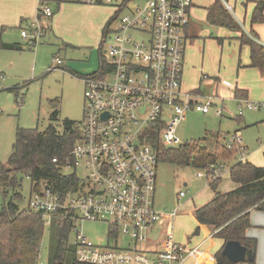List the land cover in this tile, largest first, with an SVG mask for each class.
I'll return each mask as SVG.
<instances>
[{"label": "built area", "instance_id": "obj_1", "mask_svg": "<svg viewBox=\"0 0 264 264\" xmlns=\"http://www.w3.org/2000/svg\"><path fill=\"white\" fill-rule=\"evenodd\" d=\"M89 6L106 5L120 10L124 0H79ZM118 14L116 30L106 52L108 60L100 76L86 77L83 91V115L80 137L62 165V174H76L83 168L84 178L74 192L62 195L52 186L31 189L27 210L41 216L49 227L53 217L71 223L74 258L78 264H183L197 252L172 242L170 231L161 248L149 257L142 246L149 231L164 219H172L155 209L158 159L152 147L151 132L165 148H177L182 142L177 127L182 115L193 110L207 114L211 101L192 103L193 97L181 92L186 47L184 30L191 0H149L141 7ZM37 13L51 18L53 11L39 1ZM34 46L44 36L41 20L20 31ZM58 56L52 69L61 65ZM245 102L246 110H258ZM242 101H239L241 103ZM238 107V115L242 114ZM222 115V108L215 116ZM226 149L236 148L238 162H245V148L234 133L225 139ZM56 163V160H53ZM224 164H212L198 170L196 177L212 182L222 178ZM184 192L178 194L181 200ZM85 223H103L108 236L130 238L136 246L123 250L108 244H96L87 238Z\"/></svg>", "mask_w": 264, "mask_h": 264}, {"label": "rangeland", "instance_id": "obj_2", "mask_svg": "<svg viewBox=\"0 0 264 264\" xmlns=\"http://www.w3.org/2000/svg\"><path fill=\"white\" fill-rule=\"evenodd\" d=\"M148 1L134 0L129 5V10L141 7ZM28 2L29 0H0V21L5 22V25H0V43L20 44L23 47L28 45L21 39L20 31L34 22L37 15V13L30 16L20 15V11L22 8L25 9ZM84 7L89 9L79 13L77 24L73 28H68L71 30L67 31L65 37L69 44L75 47L73 50H60L59 52L61 44L51 35L52 39L49 36H44L36 45L29 44L31 48L25 47L22 52L0 49V166L8 167V157L11 154L18 129L37 128L42 132L52 124L59 133H62L65 121L71 122L73 127L80 129L84 87L79 76L83 77L97 72L100 57L108 60L106 52L111 45L112 35L104 38V32L107 23L117 11L116 8L108 6L85 5ZM25 12L29 14L26 10ZM126 12L128 10L123 11L122 14ZM44 22L43 24L41 22L43 26ZM117 24V21H113L110 30H116ZM19 25H21L20 29H16ZM55 36L57 37V35ZM57 56L62 60V65L52 69V61ZM227 66L229 68L228 62ZM252 73V71H248L245 76H240L239 88L248 90L244 85L249 86L254 99H248V103L259 106L261 109L246 110L245 102L238 103L237 100L228 97L226 93L225 95L219 94L224 105L221 117L215 116V111L221 109L218 103L217 106L210 108L208 114L195 111L184 113L177 127L180 141L182 143L192 141L203 143L208 139L202 145L211 149L216 141V134H219L218 137L222 139V142L226 139L224 135L228 134L227 136L230 137L236 133L241 139L242 147L246 149L244 155H247V160L255 166H264V95L255 92V78ZM235 79L236 76L233 80ZM201 88L205 97L212 95L213 89H205L203 84ZM55 101L58 104V117L56 122H51L50 116L53 113L51 102ZM214 102L218 101L214 100ZM238 107L243 109L240 117L238 116ZM236 156L235 154L230 159L220 161V164L230 167ZM239 159L240 154L237 156V160ZM197 172L193 168L179 169L163 163L157 167L155 209L160 213H165L166 216L175 215L170 220L171 226L164 227L160 233L164 232L163 236L166 237L167 231H170L173 241L180 245L186 242L188 236H192L196 228V222L191 214L192 210L204 205L212 197L207 187V180L197 178ZM76 174L78 178L86 176L83 168L78 169ZM17 178L21 182V187L18 188L21 199L17 205L20 209H26L30 195V182L21 175H18ZM221 179L219 190L225 191L231 188L227 167ZM184 184L187 185V189ZM186 190L188 191L187 196L178 201L179 192H186ZM190 198L192 201H188ZM1 203L0 195V211ZM177 208L179 210L176 216L174 212ZM255 215L261 228L253 230L256 240L254 264H264V213L258 212ZM82 231L92 242L104 245L108 226L103 223H85L82 226ZM203 233V229H200L193 244L204 237ZM52 234L53 228L46 227L39 253L42 264H52L51 260L55 252L54 248L49 247L52 243ZM212 241L215 245L210 247V254L215 253L219 239L213 238ZM72 242L73 235L71 234L67 247L61 254L62 264H70L73 261ZM129 243H132L130 238L118 235V239L110 240L109 244L124 248ZM208 245L209 242L206 243L205 248ZM185 264H195V259H190Z\"/></svg>", "mask_w": 264, "mask_h": 264}, {"label": "trees", "instance_id": "obj_3", "mask_svg": "<svg viewBox=\"0 0 264 264\" xmlns=\"http://www.w3.org/2000/svg\"><path fill=\"white\" fill-rule=\"evenodd\" d=\"M132 1L134 0H124L120 10L116 11L114 17L107 23L104 38L108 34L111 23L124 10V6ZM245 2L255 5L250 17L251 24H264V1L245 0ZM207 20L213 26L238 30L233 17L224 9L220 1L209 8ZM249 36L256 39L252 32ZM250 38L242 34L241 43L249 47L250 66L262 71L264 70V47ZM0 49L19 51L20 47L0 44ZM106 65V59L100 57L97 72L87 77L100 76ZM79 78L86 77L79 76ZM235 91L234 96L238 100L241 99L240 92ZM51 104L53 113L50 121L56 122L58 104L56 101ZM150 135L158 163L179 169L193 168L203 171L210 165L230 159L236 154V148L226 149L225 141L221 142L222 139L217 134L211 149L202 145L204 141L203 143L185 142L177 148H165L158 140V133L151 132ZM79 137L80 129L73 127L69 121L64 122L62 133H59L52 124L42 132L37 128L17 130L7 161L8 167L0 166V195L2 198L0 264H38L45 225L39 214L18 207L17 202L21 199L18 188L21 187V182L17 176L21 175L29 180L30 192L33 185H35L34 190H40L42 186H52L63 198L66 194L74 192L79 185L78 178L74 173L62 174L61 168L69 158L72 147ZM53 160H56V163ZM228 178L234 188L226 192H221L218 188L220 179L207 183L212 197L203 206L193 211L196 228L192 235L198 234L199 226H208L216 231L214 238L223 243L221 249L215 254L216 264H230L222 256V250L228 242H237L251 252L254 259L246 264H254L256 240L247 237L246 232L251 228V212L264 213V166H255L248 161L236 162L229 168ZM49 227L53 228L52 243L49 247L54 248L55 251L51 263L62 264L61 254L66 249L69 236L72 234L71 223L53 217ZM180 246H186V244ZM70 264L78 263L73 257Z\"/></svg>", "mask_w": 264, "mask_h": 264}, {"label": "crops", "instance_id": "obj_4", "mask_svg": "<svg viewBox=\"0 0 264 264\" xmlns=\"http://www.w3.org/2000/svg\"><path fill=\"white\" fill-rule=\"evenodd\" d=\"M39 1L46 2L48 6L51 8V10L53 11L51 18L40 19L37 13V7ZM218 1H220L224 9H226L228 13L231 14L233 20L238 26V30H230L221 26H213L208 22L207 20L208 10ZM258 1H264V0H258ZM29 3L30 0L27 6H25V9L22 8V10L20 11V15L30 16L33 15V13L35 14L37 13L36 20H41L42 24L43 21H45L44 22L45 25L44 26L42 25V27L44 28V36H49V37L52 36L53 38L59 40L58 42H60L61 48L58 51L60 52V50L61 51L73 50L75 47L70 45L67 39H65L68 33L67 31L71 30L68 28L69 27L73 28L78 22L79 13H81L82 11H86L89 8L84 7L85 4H82L79 0H31V3L30 4ZM97 6H106V5H96V7ZM108 7H112V6H108ZM254 7H255L254 3H246L245 0H191V7L188 11V22L184 30L186 47H185L184 60H183V73H182L183 79L181 81V92L191 95L193 97L192 103H198L200 105H204L206 102H208V100H212L211 107L217 106L219 104L220 107L224 110L223 99L219 96V94L225 95L226 93L228 94V97L237 100L238 103L239 101L242 100L254 99L251 96V90L249 86L244 85V87H247L248 90L246 88H239L240 76H245V73L248 71L253 72L252 76L253 78H255V88H254L255 92L262 93V95H264V70L261 71L257 68H252L250 66L249 47L246 44H242L240 39L242 34L250 38L249 33L252 32L256 37V39L251 37L252 40L264 47V24L252 25L250 22V17L254 10ZM25 10L29 14H26ZM64 17L66 18L64 19ZM0 25H5V22L0 21ZM20 26L21 25H19L16 29H20L19 28ZM55 35H57V37ZM21 39L23 40V38ZM23 41L28 43L25 40ZM7 45L19 46L20 50L17 52H22L25 49V47L31 48L29 44L24 45V47L20 44L7 43ZM227 62L229 64V68L227 66ZM235 68H236V75H235ZM235 76L236 79L233 80ZM84 79L85 78L81 79V82L83 83V87L85 86ZM202 84L204 85L205 89H213L211 96H207V97L204 96L201 90ZM235 90H238L240 92V96H242L241 99L238 100L234 96L236 92ZM214 100H217L218 102L215 103ZM188 111H193V110H188ZM188 111H186L185 113H187ZM227 135L228 134L224 136L227 138L228 137ZM206 141H208V139H206L204 142L206 143ZM236 155L237 156L239 155V152L237 150H236ZM237 156L235 160L230 164V167L234 163L238 162ZM243 156L246 157L245 162L248 161L247 155L243 154ZM186 186L187 185L184 184V187L187 189ZM233 188L234 187L231 184V188H229L228 190L225 191L220 190V191L226 192V191H230ZM184 193L185 196L183 198L187 196L188 191L186 190V192ZM155 195H156V191H155ZM177 200L181 201L178 199V196H177ZM188 201H192V198H190V200ZM178 210L179 209L177 208V210H175L174 212L176 213V216L178 214L177 213ZM194 210L195 208L191 212L192 216ZM256 213L258 212L252 211L250 214L251 228H249L246 232V235L249 238H254L253 236L254 229L261 228L259 226L260 224H258V222L255 219ZM170 226H171L170 219L169 220L164 219L161 223L157 224L149 231L148 241L146 245L142 246V248L145 249V253L149 257H151L155 251L161 248V242L164 237L163 236L164 232L160 233V231L164 230V227L169 228ZM200 229H203L204 232L203 233L204 237L201 240L196 241V243L193 244L195 236L199 234L198 232L197 235L194 236L192 235L191 237L188 236L186 242L184 243L186 244V247L196 249L197 252L194 256L188 258L183 264H185L190 259H195V264H216L215 254L217 251L221 249L223 243L221 240H219L215 248L216 249L215 253L210 254L209 252L210 247L215 245L212 239L214 238V234L216 233V231H214L208 226H199V230ZM117 239L118 236L110 237L108 236L107 233V239L105 244L110 245L109 244L110 240L116 241ZM171 239H172V235H171ZM172 242H174L173 239ZM207 242H209V245L207 248H205ZM114 246L118 248L117 245ZM135 248L136 246L133 243H129L127 247L120 249L133 250ZM203 248H205V250H203ZM38 264H42L40 262V259ZM241 264H246V262Z\"/></svg>", "mask_w": 264, "mask_h": 264}, {"label": "water", "instance_id": "obj_5", "mask_svg": "<svg viewBox=\"0 0 264 264\" xmlns=\"http://www.w3.org/2000/svg\"><path fill=\"white\" fill-rule=\"evenodd\" d=\"M222 256L225 257L230 264H241L244 262H251L254 256L248 252L245 247L237 242H228L222 250Z\"/></svg>", "mask_w": 264, "mask_h": 264}]
</instances>
